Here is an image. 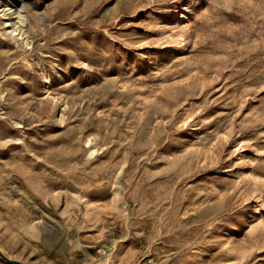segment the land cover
<instances>
[{
  "label": "rangeland",
  "instance_id": "rangeland-1",
  "mask_svg": "<svg viewBox=\"0 0 264 264\" xmlns=\"http://www.w3.org/2000/svg\"><path fill=\"white\" fill-rule=\"evenodd\" d=\"M6 259L264 264V0H0Z\"/></svg>",
  "mask_w": 264,
  "mask_h": 264
},
{
  "label": "bare ground",
  "instance_id": "bare-ground-1",
  "mask_svg": "<svg viewBox=\"0 0 264 264\" xmlns=\"http://www.w3.org/2000/svg\"><path fill=\"white\" fill-rule=\"evenodd\" d=\"M14 13H17V14H18V18H19V20H20V24H21V25L24 26V25L28 22V20H29L28 15L25 14V13H23L22 10H19V11H15V10H14ZM15 30H17V29H14V31H15ZM25 32H26V31L24 30L23 33H25Z\"/></svg>",
  "mask_w": 264,
  "mask_h": 264
},
{
  "label": "water",
  "instance_id": "water-1",
  "mask_svg": "<svg viewBox=\"0 0 264 264\" xmlns=\"http://www.w3.org/2000/svg\"><path fill=\"white\" fill-rule=\"evenodd\" d=\"M8 262L12 264H23L22 262L16 261V260H11V259H6Z\"/></svg>",
  "mask_w": 264,
  "mask_h": 264
}]
</instances>
